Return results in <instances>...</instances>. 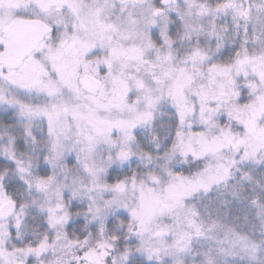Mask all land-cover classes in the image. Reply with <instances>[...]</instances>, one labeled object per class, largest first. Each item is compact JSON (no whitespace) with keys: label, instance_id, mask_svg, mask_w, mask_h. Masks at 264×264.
Wrapping results in <instances>:
<instances>
[{"label":"snow or ice","instance_id":"6c2138e0","mask_svg":"<svg viewBox=\"0 0 264 264\" xmlns=\"http://www.w3.org/2000/svg\"><path fill=\"white\" fill-rule=\"evenodd\" d=\"M0 264H264V0H0Z\"/></svg>","mask_w":264,"mask_h":264}]
</instances>
